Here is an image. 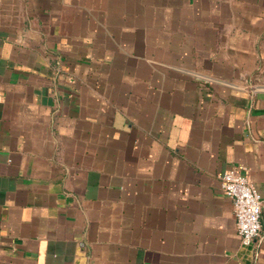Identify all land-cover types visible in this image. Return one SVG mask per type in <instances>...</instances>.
<instances>
[{"label":"crops","instance_id":"obj_1","mask_svg":"<svg viewBox=\"0 0 264 264\" xmlns=\"http://www.w3.org/2000/svg\"><path fill=\"white\" fill-rule=\"evenodd\" d=\"M0 264H264V0H0Z\"/></svg>","mask_w":264,"mask_h":264},{"label":"built area","instance_id":"obj_2","mask_svg":"<svg viewBox=\"0 0 264 264\" xmlns=\"http://www.w3.org/2000/svg\"><path fill=\"white\" fill-rule=\"evenodd\" d=\"M222 190L233 199L238 231L243 244L262 236L263 198L250 178L234 168L219 174Z\"/></svg>","mask_w":264,"mask_h":264}]
</instances>
